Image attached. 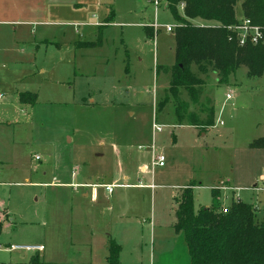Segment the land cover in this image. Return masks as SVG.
Listing matches in <instances>:
<instances>
[{"label":"rangeland","instance_id":"374dc122","mask_svg":"<svg viewBox=\"0 0 264 264\" xmlns=\"http://www.w3.org/2000/svg\"><path fill=\"white\" fill-rule=\"evenodd\" d=\"M77 2L78 17L63 8L64 24L0 25V264L36 256L42 264H107L110 238L121 246V264H190L174 230L182 189L192 186L197 212L213 206L212 191L227 181L262 186L264 148L251 144L264 138V73L250 78L240 67L220 85L216 75H201L200 101L215 107L214 125L201 133L179 126L170 107L155 109L170 79L157 68L175 64L166 26L177 22L166 4ZM21 93H35L36 104L22 105ZM154 123L162 126L156 135ZM153 145L165 166L144 175ZM125 182L134 187L108 194L98 186ZM218 193L220 206L238 193L264 209V191Z\"/></svg>","mask_w":264,"mask_h":264},{"label":"trees","instance_id":"16d2710c","mask_svg":"<svg viewBox=\"0 0 264 264\" xmlns=\"http://www.w3.org/2000/svg\"><path fill=\"white\" fill-rule=\"evenodd\" d=\"M172 13L177 25L174 30L175 64L158 67L169 73V87L156 102V112L167 107L179 126H190L204 132L215 122V107L209 99L200 101L204 80L201 75H216L217 84H224L240 67L247 76L264 73V41L240 45L229 27L237 23L238 0H161ZM183 5V9H181ZM241 14L264 29V0H243ZM200 19L204 26L194 24ZM147 27L148 36L153 31ZM22 105H35V93H21ZM195 106L196 110H192ZM264 148V138L251 144ZM213 206L195 212L192 186L182 189L174 198L176 208L174 230L182 233L190 264H264V209L232 201L223 211L217 190L212 191ZM107 264H121V246L113 239L107 242ZM30 264H42L33 257Z\"/></svg>","mask_w":264,"mask_h":264},{"label":"crops","instance_id":"0c3cea01","mask_svg":"<svg viewBox=\"0 0 264 264\" xmlns=\"http://www.w3.org/2000/svg\"><path fill=\"white\" fill-rule=\"evenodd\" d=\"M77 5H79L77 0H0V25H11L16 31L19 27H44L64 24V22L58 20L59 17L63 19V8H68L77 16L79 14V10L76 8ZM50 9H53V11ZM65 24L75 27L83 23L69 20ZM91 24L93 25L91 27H98L101 22ZM75 32L77 33L78 31L75 30ZM45 33L47 32L45 31ZM43 36L45 35L43 34ZM127 179L125 177L126 181ZM227 182L230 183L229 181ZM131 187L134 186L131 185ZM88 195L89 193L86 192L83 196L86 197Z\"/></svg>","mask_w":264,"mask_h":264},{"label":"built area","instance_id":"2783aa9c","mask_svg":"<svg viewBox=\"0 0 264 264\" xmlns=\"http://www.w3.org/2000/svg\"><path fill=\"white\" fill-rule=\"evenodd\" d=\"M153 7H155V9H157L158 5L161 3V0H147ZM181 9H183V5H181ZM154 28V27H153ZM156 28V26H155ZM229 29L233 32H235L236 34V38L239 41L240 45H245L246 43H251L253 45H257L261 42L264 41V29L260 26H257L255 24L252 23V21L248 18H245L243 16L238 17L237 19V23L234 26L229 27ZM175 27L174 26H170L167 25L166 26V31L170 32V33H174ZM227 99L231 98V95L227 94L226 96ZM220 124H222V122L220 121ZM162 131V126L161 125H157L156 123H154L153 125V132L156 135V133H160ZM151 166H147V165H142L140 166V172L144 175H148L150 173V175H154V170L156 167L162 168L165 166V162H166V158L163 154H156V150H155V146L153 145L151 147ZM37 159V157H36ZM261 184L262 186H254L251 188H235V187H231L230 184L228 182L223 183L222 185H220L217 189V191H224V192H231L232 194H235L236 192L239 191H243V190H249V191H253V192H258V191H264V176L261 178ZM83 187H90V185H81ZM99 187L104 188V190L108 193V194H112L114 192L115 188H129L131 187V185H128L127 182H125V184H121V185H98ZM151 188H154L155 186L149 185ZM237 196L236 198H234V195L231 197V202L232 201H239L241 200L239 197V194L236 193ZM230 204L227 205H223V211L226 212V208L229 206ZM1 247V246H0ZM9 250L10 251H19V250H23V251H36V252H40L44 250L43 246H9Z\"/></svg>","mask_w":264,"mask_h":264}]
</instances>
